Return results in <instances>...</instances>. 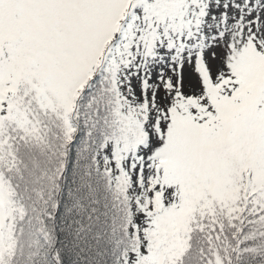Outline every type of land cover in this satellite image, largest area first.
Returning <instances> with one entry per match:
<instances>
[{
    "label": "snow or ice",
    "instance_id": "obj_1",
    "mask_svg": "<svg viewBox=\"0 0 264 264\" xmlns=\"http://www.w3.org/2000/svg\"><path fill=\"white\" fill-rule=\"evenodd\" d=\"M0 264H264V0H0Z\"/></svg>",
    "mask_w": 264,
    "mask_h": 264
}]
</instances>
